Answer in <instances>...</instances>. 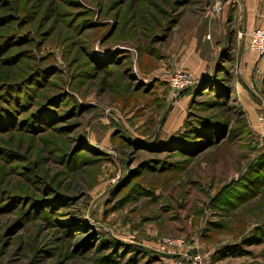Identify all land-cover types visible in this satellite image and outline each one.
I'll list each match as a JSON object with an SVG mask.
<instances>
[{
	"label": "rangeland",
	"instance_id": "obj_1",
	"mask_svg": "<svg viewBox=\"0 0 264 264\" xmlns=\"http://www.w3.org/2000/svg\"><path fill=\"white\" fill-rule=\"evenodd\" d=\"M238 7L0 0V264H264V69Z\"/></svg>",
	"mask_w": 264,
	"mask_h": 264
},
{
	"label": "crops",
	"instance_id": "obj_2",
	"mask_svg": "<svg viewBox=\"0 0 264 264\" xmlns=\"http://www.w3.org/2000/svg\"><path fill=\"white\" fill-rule=\"evenodd\" d=\"M237 2H239V7L237 8L238 9L237 12L240 13L243 19L241 23L242 30L246 28L248 30H252L256 28H264V0H237ZM221 28H224V26L221 25ZM244 40L245 39L240 37V42H243V43L245 42V45H246L245 47L246 50L244 48V51L242 54H243V59H245V62L247 64V67L250 68L253 66L254 68L258 70L259 69L263 70L264 69V55L252 51L249 48L246 40L245 41ZM204 42L205 40L202 39V45H205ZM197 45H199V43H197ZM200 62L202 63L203 66L206 64V67H207L208 60L206 58H201ZM167 260H171L172 264H175L174 258L170 257V259H167Z\"/></svg>",
	"mask_w": 264,
	"mask_h": 264
},
{
	"label": "built area",
	"instance_id": "obj_3",
	"mask_svg": "<svg viewBox=\"0 0 264 264\" xmlns=\"http://www.w3.org/2000/svg\"><path fill=\"white\" fill-rule=\"evenodd\" d=\"M219 8L220 7H218V9ZM240 37L247 40L248 46L252 51L259 54H264V28L256 29L253 31L242 30V32H240ZM192 78L193 75L191 73L189 74L183 71V72H179L178 75H176V77H172L170 81L175 88L182 89L192 84V80H193ZM165 242L166 245L169 246L170 245L172 246L173 244L169 240H166ZM175 264H210V261L209 259L201 255H197L185 261L178 260L175 262Z\"/></svg>",
	"mask_w": 264,
	"mask_h": 264
},
{
	"label": "trees",
	"instance_id": "obj_4",
	"mask_svg": "<svg viewBox=\"0 0 264 264\" xmlns=\"http://www.w3.org/2000/svg\"><path fill=\"white\" fill-rule=\"evenodd\" d=\"M3 21H4V20H3V18H2V15H0V24H2ZM164 143H165V142H163V144H161V146L164 145ZM168 144H169V143H168ZM165 145H167V144H165ZM261 158H262V159L264 158V154H263L259 159L261 160ZM260 160H259V161H260Z\"/></svg>",
	"mask_w": 264,
	"mask_h": 264
}]
</instances>
